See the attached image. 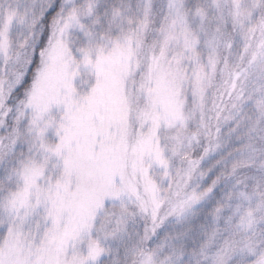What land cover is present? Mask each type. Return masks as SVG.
I'll use <instances>...</instances> for the list:
<instances>
[{"label": "snow or ice", "instance_id": "snow-or-ice-1", "mask_svg": "<svg viewBox=\"0 0 264 264\" xmlns=\"http://www.w3.org/2000/svg\"><path fill=\"white\" fill-rule=\"evenodd\" d=\"M0 264H264V0H0Z\"/></svg>", "mask_w": 264, "mask_h": 264}]
</instances>
